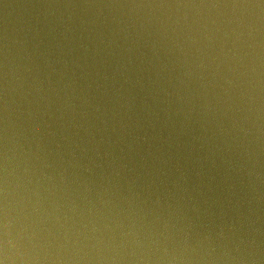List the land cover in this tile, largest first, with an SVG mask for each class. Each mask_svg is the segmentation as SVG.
I'll return each mask as SVG.
<instances>
[{
  "label": "water",
  "instance_id": "95a60500",
  "mask_svg": "<svg viewBox=\"0 0 264 264\" xmlns=\"http://www.w3.org/2000/svg\"><path fill=\"white\" fill-rule=\"evenodd\" d=\"M0 264H264V0H0Z\"/></svg>",
  "mask_w": 264,
  "mask_h": 264
}]
</instances>
